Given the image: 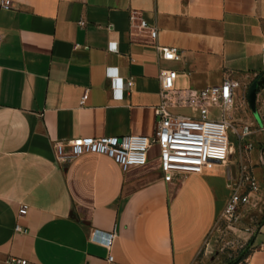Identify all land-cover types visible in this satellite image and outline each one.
<instances>
[{"label": "crops", "instance_id": "crops-1", "mask_svg": "<svg viewBox=\"0 0 264 264\" xmlns=\"http://www.w3.org/2000/svg\"><path fill=\"white\" fill-rule=\"evenodd\" d=\"M2 1L0 264L10 256L40 264H196L239 170L226 163L202 174L166 173L158 144L145 166L127 171L95 153L61 164L54 145L152 136L162 68L177 72L176 87L196 89L219 85L232 71L241 102L264 76V0H11L10 8ZM132 12L158 29L155 42L130 23ZM159 45L178 47L180 59H161ZM256 109L264 114V87ZM251 114L244 107L241 117ZM245 141L264 194V152L255 151L264 135ZM248 244L238 264H264V219Z\"/></svg>", "mask_w": 264, "mask_h": 264}, {"label": "built area", "instance_id": "built-area-1", "mask_svg": "<svg viewBox=\"0 0 264 264\" xmlns=\"http://www.w3.org/2000/svg\"><path fill=\"white\" fill-rule=\"evenodd\" d=\"M2 7H12L11 0H3ZM138 22V27L147 31L151 42L158 37V29L151 26L136 12L130 15V23ZM83 24V23H82ZM0 35V39H1ZM160 58L166 61H176L181 57L178 47L159 45ZM264 60V45H263ZM177 72L162 68L159 73L160 104L156 107V127L152 136L146 135H106L101 137H79L61 140L55 143L56 158L61 164H66L76 157L87 154H104L112 158L123 171L130 168L143 167L148 163V152L153 144L160 147V164L166 173L180 172L185 174H202L212 170L217 164H226L232 154L230 134H233L245 150L251 149L246 143L250 135H264V114L254 113L249 101L248 92L241 102L236 100V91L240 83L228 71L223 82L201 89L193 87H176ZM260 79L258 75L254 80ZM122 80L115 78L117 95L120 94ZM132 81L126 82L128 87ZM249 90V89H248ZM85 101V95L81 104ZM251 109V119L241 117L242 110ZM190 109L189 114H183L181 109ZM217 108L218 113L212 116L211 109ZM259 118V122L255 120ZM259 182L251 167L241 164L238 175L230 183V196L222 212L226 219H232L243 206L250 202L251 194L258 190ZM28 207L21 205L19 215L27 213ZM17 231H24L16 226ZM111 234L109 242L114 238ZM5 264H40L26 258L10 256Z\"/></svg>", "mask_w": 264, "mask_h": 264}, {"label": "rangeland", "instance_id": "rangeland-1", "mask_svg": "<svg viewBox=\"0 0 264 264\" xmlns=\"http://www.w3.org/2000/svg\"><path fill=\"white\" fill-rule=\"evenodd\" d=\"M256 121H260L255 117ZM232 142V154L226 164L229 169H240L241 164L249 165L253 162L251 150H245L243 144H239L237 138L230 134ZM259 156L264 152V144L257 145ZM259 151V152H258ZM251 153V154H250ZM252 158V162L248 160ZM255 161V160H254ZM262 166V158L260 160ZM264 219V194L258 190L251 194L250 202L239 209L232 219H226L219 215L216 225L203 245L196 264H234L243 259L249 249L250 236L259 229Z\"/></svg>", "mask_w": 264, "mask_h": 264}, {"label": "water", "instance_id": "water-1", "mask_svg": "<svg viewBox=\"0 0 264 264\" xmlns=\"http://www.w3.org/2000/svg\"><path fill=\"white\" fill-rule=\"evenodd\" d=\"M264 87V76L256 81H254L251 86L249 87L248 90V101L249 104L252 108V110L254 111V113H256V96H257V92Z\"/></svg>", "mask_w": 264, "mask_h": 264}, {"label": "trees", "instance_id": "trees-1", "mask_svg": "<svg viewBox=\"0 0 264 264\" xmlns=\"http://www.w3.org/2000/svg\"><path fill=\"white\" fill-rule=\"evenodd\" d=\"M234 264H238V263L236 262V263H234Z\"/></svg>", "mask_w": 264, "mask_h": 264}]
</instances>
